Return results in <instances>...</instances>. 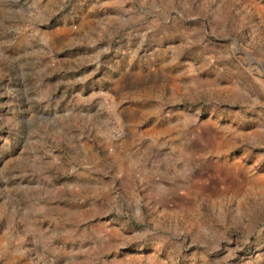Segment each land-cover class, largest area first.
Here are the masks:
<instances>
[{
  "label": "rangeland",
  "instance_id": "rangeland-1",
  "mask_svg": "<svg viewBox=\"0 0 264 264\" xmlns=\"http://www.w3.org/2000/svg\"><path fill=\"white\" fill-rule=\"evenodd\" d=\"M0 264H264V0H0Z\"/></svg>",
  "mask_w": 264,
  "mask_h": 264
}]
</instances>
